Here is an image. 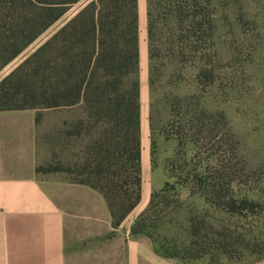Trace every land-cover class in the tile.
Listing matches in <instances>:
<instances>
[{
	"label": "rangeland",
	"instance_id": "1",
	"mask_svg": "<svg viewBox=\"0 0 264 264\" xmlns=\"http://www.w3.org/2000/svg\"><path fill=\"white\" fill-rule=\"evenodd\" d=\"M52 1L33 0L25 9L20 8L19 2L18 11L33 14L40 25L30 28L31 36L35 34L32 40L9 41L14 49L20 47L15 56L1 63L13 50L8 48L0 55V84L5 81L0 87V110L33 102L19 94L38 89L31 85L30 77L34 75L40 80L42 70L41 67L31 70L28 64L21 69L22 63L91 0H78L62 7ZM146 11L147 1L137 0L142 182L140 201L131 212L137 215L147 204L150 193L170 180L167 188L170 197L165 201L166 207L157 210L158 214L191 213L203 236L207 230L216 235L209 238L206 246L219 253L216 260L219 264L255 259L260 255L257 251H264V247L253 250L252 245L257 240L264 241V0L222 1L211 49L209 43L204 44L206 51L209 49L211 73L207 71L208 76L199 88L189 94L185 93L192 90L189 78L180 75L169 80L162 78L164 60L158 62L152 91ZM59 12L51 25L36 33L46 22L47 14L55 16ZM10 19L7 12H0L2 38L17 29ZM14 71L16 76L10 78ZM35 113L39 151L46 157L40 167L52 163L58 169L42 170L40 176L46 173L61 178L76 176L84 162L82 150L86 140L83 136L54 140L52 126L64 127L61 123L76 121L82 117L81 110L66 108L53 113L40 107ZM196 174L203 177L204 186L194 185ZM215 191L220 197L259 194L260 202L241 213L229 210L223 199L213 208L203 197ZM157 227L164 232L163 227L169 226L158 222Z\"/></svg>",
	"mask_w": 264,
	"mask_h": 264
},
{
	"label": "trees",
	"instance_id": "2",
	"mask_svg": "<svg viewBox=\"0 0 264 264\" xmlns=\"http://www.w3.org/2000/svg\"><path fill=\"white\" fill-rule=\"evenodd\" d=\"M76 1L52 2L62 7ZM146 1L152 91L159 60H164L162 78L169 80L176 75L189 78L188 86L192 90L185 93L197 90L208 76L207 71L211 73L210 43L224 0ZM19 2L20 8L25 9L33 0H0V12H7L12 23L17 25L15 33L6 37L3 33L5 38L0 36V55L8 48L13 50L1 63L19 51L20 47H11L10 40H32L35 34L31 36L30 28L40 25L33 14L18 11ZM59 14H47L46 22L36 33L51 25ZM207 43L208 51L207 45L204 46ZM27 64L31 70L38 67L42 70L40 80L34 75L30 77L31 85L38 89L19 94L22 99L29 97L33 102L7 109L36 110L41 107L53 113L66 108L81 110L82 117L76 121L61 123L66 125L64 127L52 126L54 140L82 136L86 140L81 170L76 176L62 179L99 192L110 212L112 227L117 228L141 197L137 0H91L39 46L22 63L21 69ZM16 73L12 72L10 78ZM4 83L2 81L0 87ZM42 170L53 172L58 169L49 163L37 167V172ZM202 178L194 175V185L204 186ZM170 182L165 181L159 190L150 193L147 204L133 219L130 233L146 237L161 257L184 263L208 260L209 264H219L216 261L219 253L206 246L209 238L216 235L207 230L203 236L191 213L182 216L172 211L166 215L158 214L157 210L166 207L165 201L170 197L167 189ZM258 195L220 197L215 191L208 197H200L208 199L213 208L218 206L219 199H223L229 210L241 213L258 206ZM163 219L167 221L163 222ZM158 222L169 227H163L165 231L160 232ZM252 245L256 250L264 247V241L257 240ZM257 253L260 255L250 261L264 258V251Z\"/></svg>",
	"mask_w": 264,
	"mask_h": 264
},
{
	"label": "crops",
	"instance_id": "3",
	"mask_svg": "<svg viewBox=\"0 0 264 264\" xmlns=\"http://www.w3.org/2000/svg\"><path fill=\"white\" fill-rule=\"evenodd\" d=\"M39 148L35 110H0V264H209L158 255L146 237L130 233L135 208L113 228L99 192L40 176Z\"/></svg>",
	"mask_w": 264,
	"mask_h": 264
}]
</instances>
